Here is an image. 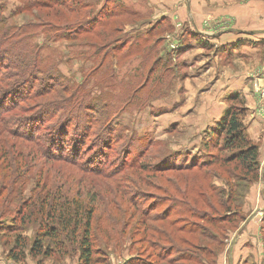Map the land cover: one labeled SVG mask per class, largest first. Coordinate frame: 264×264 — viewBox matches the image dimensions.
Returning <instances> with one entry per match:
<instances>
[{
    "label": "rangeland",
    "instance_id": "374dc122",
    "mask_svg": "<svg viewBox=\"0 0 264 264\" xmlns=\"http://www.w3.org/2000/svg\"><path fill=\"white\" fill-rule=\"evenodd\" d=\"M73 2L79 4L77 12L69 14L59 7L43 8L42 0L38 3L0 0V36L5 27L9 29L6 47L2 50L19 42L13 34L25 33L29 38H22L13 55L19 54L27 62L37 58L32 67L22 66L21 71L34 76L36 81L30 83L33 89L29 91L28 86L18 89L21 101L13 110L11 107L9 114H4L6 128L11 133L18 128L26 131V125L34 121L38 128L35 136L41 141L51 137L56 141L53 153L68 158L73 155L71 147L78 140L77 148L82 152L79 163L88 168L82 173L80 165L75 167L65 163L66 160L43 158L41 154L47 151L44 143H39L41 154H37L32 152L29 143L18 136L7 137L0 129V140L5 147L0 152V264L79 263L76 247L65 244L60 250L50 241H44V247L50 245L53 251L50 257L30 255L39 220L44 217L36 214L39 201L52 200L56 195L84 200V206L94 208L91 233L95 248L106 259L105 264H127L133 259L144 263L149 258L154 250L151 243L158 237H150L151 233L147 232V238L141 241L143 233L136 222L145 210L150 212V219L153 215L168 214L167 222L176 220L175 228L180 227V210H183L184 221L195 235L202 230L213 234L215 242H210L197 236L173 234L167 224L149 221L148 226H158L166 232L162 244H157L163 249L172 244L171 257L175 264H203L204 260L206 264H213L214 253L204 259L199 254L198 263L184 258L190 253L198 255L199 246L215 250L222 243L227 244V253L218 264H239L232 258L239 248L246 249L245 256L251 263L264 264V245L259 236L262 233L264 241L261 139L252 140L246 129L249 141L258 149V176L250 182L235 168L237 165L222 164L230 153L224 149L222 140L215 143L211 137L214 127L209 132L206 129L187 133V127L180 126L183 111L180 107L190 99L187 92L192 87L202 88L199 80L192 78L202 71L198 70L202 64L191 67L193 61L203 58L208 62L213 50L207 47L209 50L198 51L203 40L194 36L187 23L180 19V10L171 12L174 6L170 5H177L176 0ZM118 5L124 8L123 12L110 18L105 16ZM93 17H103L94 26V32L70 36L74 40L66 36ZM28 23L33 27L27 31L23 26ZM262 54L261 64H264ZM4 57L8 58L0 52V60ZM4 65L9 67L5 74L16 72L7 59ZM249 79L252 99L256 100L252 107L239 94H232L225 101L227 108L230 104L227 99L238 95L241 101L231 104L244 112L245 127L255 119L264 122V72ZM42 111L47 112V119L39 115ZM196 112L190 109L186 116L196 117ZM65 120L72 128L66 137L61 126ZM64 141H67V150L61 149ZM180 164L194 168L180 174ZM12 181L15 182L12 184ZM219 192H223L222 196ZM228 196L232 202L224 204ZM248 200H257L258 214L247 221L248 224L253 219L250 227L255 228L256 239L245 237L236 247L239 238L236 231L243 223L241 219H245L243 206L246 204L245 210H248L252 205ZM227 206L230 213L226 211ZM19 209L21 213L17 214ZM235 210L239 215L232 223L223 221L210 227L199 220L203 212L207 218L213 215L231 220ZM31 212L34 214L30 217ZM21 217L27 219L26 223L20 221ZM239 233H246V229L242 228ZM17 236L24 239L23 253L14 249ZM166 236L168 242L163 245Z\"/></svg>",
    "mask_w": 264,
    "mask_h": 264
},
{
    "label": "trees",
    "instance_id": "16d2710c",
    "mask_svg": "<svg viewBox=\"0 0 264 264\" xmlns=\"http://www.w3.org/2000/svg\"><path fill=\"white\" fill-rule=\"evenodd\" d=\"M36 1L38 3V0H33V2ZM107 1V0H106ZM38 8L41 6L43 8L52 9L55 7L63 8L68 12L76 13L78 3L73 2V0L69 1H62V0H42V5L36 4ZM103 8V7H102ZM124 8H122L121 5H118L115 11H109L105 13V16L110 18L113 17L120 12H123ZM105 17V18H106ZM103 18V17H102ZM101 17H93L91 19H87L84 24L79 25V30H75L72 34V32H68L66 36L68 37H74L77 35H86L91 32H94V26L99 25L102 20ZM98 21V22H96ZM106 21V20H105ZM107 23V21H106ZM32 23H28L26 26L23 27L28 31L29 29H32L31 26ZM24 28L22 30H24ZM66 29L67 27L64 26ZM5 30L0 36V52H2L4 55H7L8 58L4 57L0 60V129L4 131V134L11 135L12 137L18 136L19 139L26 141L31 146L32 152L36 151L37 154H41V147L39 143H44L46 146L47 151L45 153H42L41 155L43 158H49L51 161H65V163H68L72 166L77 167L79 170H81L82 173H86L88 168H84L83 164L79 163V161L82 159L81 155L82 152L79 148H77V144H80V142H77L71 147V150L73 152V155L71 157H64L62 154L57 155L54 154V150L56 148V141L54 139L46 138L44 141H41V138H38L35 136V132L37 131L36 122H32V124H27L26 131L23 128L20 130L18 128V131H14L11 133V131L6 128L4 123V114H9L11 110H13L15 107H17L18 102L21 101V96H19L18 89L24 88L25 86H28V91L33 89L31 87L30 83L33 81H36L34 76L28 75L26 71H21L22 66L24 65V68L32 67L33 64L36 62V56L33 57L31 61L22 60L21 55L16 54L13 55L15 51V46L23 39H28L29 36L25 33H16L13 34L12 37H15L16 40L19 39V42H16V44L11 45L9 48H5L2 50V48L6 47L7 43V36L8 31L6 27ZM61 31V30H60ZM58 34V32H57ZM60 35V34H58ZM70 40H74L76 38H71ZM78 37V36H77ZM5 39V40H4ZM78 39V38H77ZM19 45H21L19 43ZM21 47V46H20ZM7 59L10 65H14V68L16 69V72L12 74H5L6 70L9 69V67H5L4 61ZM9 59V60H8ZM18 70V71H17ZM29 93V92H28ZM27 99V98H26ZM230 104L225 109L221 119L219 122L214 126V128L211 130V137L216 140L215 143L219 142V140H222L224 149L228 151L230 154L227 156L224 161H222V164H234L237 165L235 168L239 169L240 172H242V177L244 179H248L250 182L257 179L258 176V170H259V164H258V149L257 146L250 142L247 135H246V127L243 124V115L244 112L241 111L238 108H234L232 102H240L238 95H234L231 98L227 99ZM11 107H13L11 109ZM11 109V110H10ZM44 111V110H43ZM39 112V115H41L43 118L47 119V116L44 114V112ZM49 114V113H48ZM45 116V117H44ZM65 119V118H64ZM69 120V119H68ZM68 120H65L61 123L62 128H64L65 137L68 135L67 133L69 130H72L71 126L68 124ZM69 125V126H68ZM79 126V125H78ZM39 127H43L42 125H39ZM76 127V125H75ZM53 127H51L52 129ZM81 128V126H80ZM54 131V130H53ZM58 131H55L57 133ZM51 133V132H49ZM1 135V134H0ZM2 140H0V152L3 148H5L2 145ZM63 146L61 149L67 150L65 148L67 146V141L63 142ZM60 148V147H59ZM44 152V151H43ZM2 157V156H0ZM62 158V159H60ZM27 164V163H25ZM2 165H0L1 167ZM92 167V166H91ZM191 167V166H190ZM194 167H191L192 169ZM186 166H182L180 164V174H185V172L190 170ZM181 178V177H180ZM184 179L186 177L184 176ZM15 181H12L13 184ZM57 193V192H56ZM184 196V191L180 192ZM223 192H219V196H222ZM59 194V192L57 193ZM202 196V195H201ZM71 199H73L71 197ZM182 200V199H181ZM232 202V199L228 196L227 200H225L224 204H229ZM181 203V202H180ZM84 200H68V196H54L52 200H40L38 204V210L36 214H40L44 217H42L39 220V231L37 232L36 236L34 237V240L29 248L30 255L36 257L39 255H43L45 257H50L53 254V251L50 248V245H47L44 247V241H50L51 244L55 245V247H58L60 250L65 248L66 245H71L77 248L79 251V263L78 264H105L106 259L104 258L102 252L95 248L93 236L91 233V222H92V214L94 212V208L92 206H88L87 204L84 206ZM182 204V203H181ZM186 205V202L183 203ZM188 205V203H187ZM134 206L136 204L134 203ZM206 207L209 209H212V207L209 204H205ZM227 206L226 211L228 213L231 212L230 208ZM47 209L46 212L44 209ZM190 210V208H189ZM21 210L19 209L17 214H20ZM183 210H180V227L175 228L176 220H173L172 222H167V216L168 214H163L161 216L153 215L152 218H149L150 212L148 210L143 211L141 213V217L136 222V225L143 233V237L141 239L142 242L145 241V238H147V232L151 233L150 237L156 236L158 237L157 241H154L151 243L152 252L149 258H147L146 262L141 263L138 259L129 260L127 264H175L176 261L173 257H171L172 253V244L169 243L168 249H163L162 246L158 245L157 243L162 244V238L166 234L163 228H160L156 226L155 228H152L151 226H148L147 223L150 221L151 223L159 222L161 224H167L170 229V231L173 234H180L182 235H190V236H197L194 234L193 230H190L188 228V224L184 221V214L182 213ZM182 213V214H181ZM192 212L190 211V214ZM233 218L231 220H221L220 217L212 216L207 218L206 215H204V212L201 214L199 220L204 223L205 225H209L210 227H214L215 223H222L225 221L226 223H232L234 219L237 218L239 215V211L235 210L232 211ZM34 212L30 213V217L33 216ZM242 218V217H241ZM243 220V218L241 219ZM22 223H26L27 219L25 217H21L20 220ZM29 221V220H28ZM34 223H36L35 220H33ZM31 222V221H30ZM224 222V223H225ZM152 228V229H151ZM153 234V235H152ZM197 237H200L201 239H206L208 241L215 242V239H213V234L201 231L200 234H198ZM168 237L163 239V245H165V242H168L166 239ZM199 238V239H200ZM223 247V243L218 246L217 249L212 250L208 246H199L197 247V251L199 252L198 255L194 253H190L187 258H184V260L188 262H196L198 263L197 259L200 257L202 259L206 258L207 255L214 253L213 258V264L215 262L217 254L220 252V250ZM14 249H19L21 252H24L25 249V243L24 239L20 236H17L15 239V246ZM13 251V250H12ZM19 258V256H18ZM17 258V259H18ZM16 259V260H17ZM200 260V259H199ZM159 262V263H158ZM194 262V263H195ZM207 261H203V264H206ZM200 264V263H199Z\"/></svg>",
    "mask_w": 264,
    "mask_h": 264
},
{
    "label": "crops",
    "instance_id": "0c3cea01",
    "mask_svg": "<svg viewBox=\"0 0 264 264\" xmlns=\"http://www.w3.org/2000/svg\"><path fill=\"white\" fill-rule=\"evenodd\" d=\"M176 3L178 4L170 5L174 6L171 12L179 13L180 10V19L187 23L194 36L203 40L198 51L209 50L207 47L213 50L208 62L203 61V58L193 61L191 67L202 64L197 67L202 71L192 76L193 79L199 80L198 84L202 85V88L195 89L189 85L190 88L192 87L187 92L190 93V99L185 100L180 107L183 109L180 126L183 124L187 127V133L206 129L209 132L221 119L228 96L239 94L251 107L256 101L252 99L253 90L249 85L251 82L249 78L258 72H264V64H261L262 52L264 61V0H176ZM205 77L211 78L205 83L206 86L201 84L205 81ZM190 109L197 110L196 117L186 116ZM246 129L252 140L261 139V149L264 152V132H260L264 131V122L255 119L247 124ZM248 201L252 205H249L248 210H245L246 204L243 206L245 219L246 216L248 217L246 220L243 218V223L236 231V235L239 236L236 247L245 237L256 239L255 228L250 227L253 219L248 224L247 221L258 214L257 200ZM242 228L246 229V233H239ZM226 236L228 237V234ZM259 236L264 245L262 233ZM226 250L227 244L217 254L214 264H218L219 259L225 257ZM246 252V249H236L232 258L239 264H257V262L251 263L246 258Z\"/></svg>",
    "mask_w": 264,
    "mask_h": 264
}]
</instances>
